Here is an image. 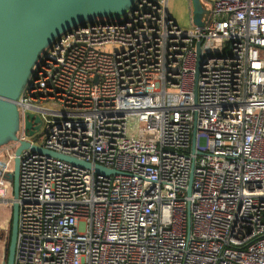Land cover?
<instances>
[{
    "label": "built area",
    "instance_id": "obj_1",
    "mask_svg": "<svg viewBox=\"0 0 264 264\" xmlns=\"http://www.w3.org/2000/svg\"><path fill=\"white\" fill-rule=\"evenodd\" d=\"M166 1L41 53L0 149V203L21 142L91 167L19 153L13 264H264V0H203L188 29Z\"/></svg>",
    "mask_w": 264,
    "mask_h": 264
},
{
    "label": "water",
    "instance_id": "obj_2",
    "mask_svg": "<svg viewBox=\"0 0 264 264\" xmlns=\"http://www.w3.org/2000/svg\"><path fill=\"white\" fill-rule=\"evenodd\" d=\"M135 0H0V144L15 140L18 127L16 102L32 76V70L41 53L60 35L71 29L83 27L95 19L118 21L123 18ZM192 7L191 21L202 27L203 11L198 0H189ZM199 55V43L196 44ZM35 124V126H33ZM40 124L36 115H24L27 136ZM29 148L33 152L54 157L80 168L89 169L88 163L42 150L21 142L14 150L12 172L7 175L11 184L10 228L5 247V261L13 264L17 224V181L19 153ZM95 173H113L99 165H93ZM189 186V182H188Z\"/></svg>",
    "mask_w": 264,
    "mask_h": 264
},
{
    "label": "rangeland",
    "instance_id": "obj_3",
    "mask_svg": "<svg viewBox=\"0 0 264 264\" xmlns=\"http://www.w3.org/2000/svg\"><path fill=\"white\" fill-rule=\"evenodd\" d=\"M198 3L203 11V15L201 17L202 22H206L208 16H209V7L207 4L203 2V0H198ZM166 10L169 17L172 19V21L177 25V27L181 29H188L190 27V24H192L191 21V14H192V7L190 5L189 0H167L166 1ZM18 132V127L15 132ZM33 141L35 143L38 142V138H34ZM12 142V141H11ZM11 142H2L0 144V149L10 144ZM3 158V155H0V159ZM9 189H11V184L8 182ZM9 220H10V206L2 205L0 203V227H4L5 235H8L9 230ZM1 229V228H0Z\"/></svg>",
    "mask_w": 264,
    "mask_h": 264
},
{
    "label": "crops",
    "instance_id": "obj_4",
    "mask_svg": "<svg viewBox=\"0 0 264 264\" xmlns=\"http://www.w3.org/2000/svg\"><path fill=\"white\" fill-rule=\"evenodd\" d=\"M9 224H10V220H9ZM0 264L4 263L5 261V247H6V244L8 242V237H9V230H8V235L6 236L5 235V232H4V227H0ZM10 228V226H9Z\"/></svg>",
    "mask_w": 264,
    "mask_h": 264
},
{
    "label": "trees",
    "instance_id": "obj_5",
    "mask_svg": "<svg viewBox=\"0 0 264 264\" xmlns=\"http://www.w3.org/2000/svg\"><path fill=\"white\" fill-rule=\"evenodd\" d=\"M9 226H10V224H9Z\"/></svg>",
    "mask_w": 264,
    "mask_h": 264
}]
</instances>
